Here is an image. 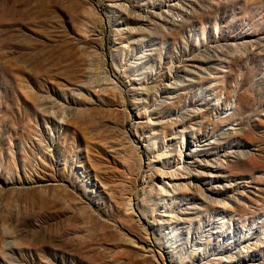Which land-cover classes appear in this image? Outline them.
I'll return each mask as SVG.
<instances>
[{"label":"rangeland","instance_id":"374dc122","mask_svg":"<svg viewBox=\"0 0 264 264\" xmlns=\"http://www.w3.org/2000/svg\"><path fill=\"white\" fill-rule=\"evenodd\" d=\"M0 228V264H264V0H0Z\"/></svg>","mask_w":264,"mask_h":264},{"label":"clouds","instance_id":"9594fccd","mask_svg":"<svg viewBox=\"0 0 264 264\" xmlns=\"http://www.w3.org/2000/svg\"><path fill=\"white\" fill-rule=\"evenodd\" d=\"M0 235L4 237L3 241L0 242V256H3L4 259L7 260L10 252L14 249H20L22 244L15 239L13 234L7 228H0Z\"/></svg>","mask_w":264,"mask_h":264}]
</instances>
